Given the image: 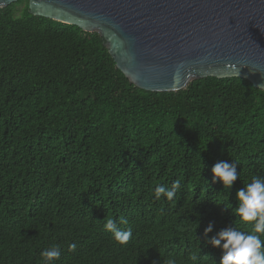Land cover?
Instances as JSON below:
<instances>
[{
    "label": "trees",
    "instance_id": "16d2710c",
    "mask_svg": "<svg viewBox=\"0 0 264 264\" xmlns=\"http://www.w3.org/2000/svg\"><path fill=\"white\" fill-rule=\"evenodd\" d=\"M221 160L237 164L231 189L212 183ZM253 176L264 177L263 90L206 77L144 91L97 33L33 16L27 0L0 8V264H44L53 245V264L108 253L109 264H219L204 229L251 230L231 213ZM177 180L172 200L155 199ZM121 217L125 245L103 228Z\"/></svg>",
    "mask_w": 264,
    "mask_h": 264
},
{
    "label": "water",
    "instance_id": "95a60500",
    "mask_svg": "<svg viewBox=\"0 0 264 264\" xmlns=\"http://www.w3.org/2000/svg\"><path fill=\"white\" fill-rule=\"evenodd\" d=\"M17 0H0V8ZM28 13L104 40L136 88L242 78L264 91V0H27Z\"/></svg>",
    "mask_w": 264,
    "mask_h": 264
},
{
    "label": "clouds",
    "instance_id": "9594fccd",
    "mask_svg": "<svg viewBox=\"0 0 264 264\" xmlns=\"http://www.w3.org/2000/svg\"><path fill=\"white\" fill-rule=\"evenodd\" d=\"M212 183L219 181L223 189H231L233 183L238 179L237 164L221 160L216 162L210 169ZM180 187V181H174L170 188L164 185H157L154 188L155 199L161 196L172 200ZM238 204L231 213L238 217L239 221L250 225V231H243L230 226L220 229L215 235L209 237L213 225L209 223L203 232L205 243L214 248H219L221 258L219 264H264V177L253 176L250 182H247L235 193ZM128 221L121 217L116 219H107L103 225L105 231L112 234V239L120 245H125L132 238V229H122L120 225H127ZM77 245L70 243L69 251H75ZM61 256V249L58 245L50 246L41 252L44 264H53ZM114 255L107 254L104 261L109 264ZM196 260L197 257H191ZM103 260V259H102ZM167 264H176L175 259H168Z\"/></svg>",
    "mask_w": 264,
    "mask_h": 264
},
{
    "label": "rangeland",
    "instance_id": "374dc122",
    "mask_svg": "<svg viewBox=\"0 0 264 264\" xmlns=\"http://www.w3.org/2000/svg\"><path fill=\"white\" fill-rule=\"evenodd\" d=\"M22 8H23V4L17 7L18 11H20Z\"/></svg>",
    "mask_w": 264,
    "mask_h": 264
}]
</instances>
